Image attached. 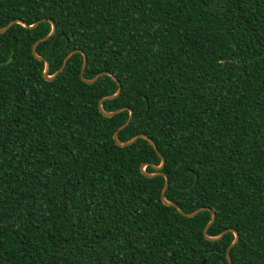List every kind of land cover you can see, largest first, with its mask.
<instances>
[{"label": "trees", "instance_id": "1", "mask_svg": "<svg viewBox=\"0 0 264 264\" xmlns=\"http://www.w3.org/2000/svg\"><path fill=\"white\" fill-rule=\"evenodd\" d=\"M0 264H264V0H0ZM45 20V21H42ZM41 21L36 28L30 29ZM65 57L75 53L52 81ZM128 141L119 147L113 134ZM197 177L196 184L190 188Z\"/></svg>", "mask_w": 264, "mask_h": 264}, {"label": "water", "instance_id": "2", "mask_svg": "<svg viewBox=\"0 0 264 264\" xmlns=\"http://www.w3.org/2000/svg\"><path fill=\"white\" fill-rule=\"evenodd\" d=\"M42 21H45V20H42ZM40 22H41V21L36 22L35 24H33L32 26H29L28 28H30V29L36 28ZM14 23L23 24L22 22H20V21H18V20L15 21V22H12V23H10L8 26H6V27H4V28H1V29H0V34L4 33V32H5V31H6L11 25H13ZM49 23H50L51 26H52L51 32H50L46 37H44V38L38 40L37 42H35L34 45H33V47H32V54H33V56H34L38 61H44V67H45V68H44V72H43L44 79H45L46 81H52V80H54V79H55V78H56V77H57V76H58V75L64 70L65 66L67 65L68 60L72 57V55L75 54V53H79V54H81L82 57H83V60H82V68H81V71H80V78H81V80H82L83 82H85V83H87V84H92V83H94L95 81H97V79H98L99 77H101V76H103V75H107V76H110V77L116 82V84H117V92H116L114 95H112V96H108V97H105V98L101 99V100L98 102V109H99V111L101 112V114H102L104 117H106V118H111V117H113L115 114H118V113L124 111L125 109H119V110H116V111H113V112H105V111L102 109V103H103V101H105V100H112V99H114V98H116V97L119 96V94H120V92H121V86H120V83L118 82V80L116 79V77L112 76V74H110V73H108V72L101 73V74H99L98 76H96V77L93 78V79H89V80H88V79H85V77H84L83 74H84V70H85V67H86V64H87V58H86V55H85L81 50H77V51L70 52V53L65 57V59H64V61H63V63H62V66L60 67V69H59L57 72H55L53 75H49V71H50V65H49V63H48L46 60H44L42 57L38 56L37 53H36V47L38 46V44L41 43V42H44V41L48 40V39H49L50 37H52V36L54 35V33H55V30H56V29H55V26H54L53 22H52V21H49ZM23 26H25V25L23 24ZM129 114H130V116H129V118L127 119V121H126V122H125V123H124V124L118 129V130H116V131L114 132V134H113V140H114L115 144H116L117 146H119V147H127V146H130V145L134 144L138 139H144V140L148 141L149 144L153 147L154 151L157 153V155L159 156V158H160V160H161V163H160L159 166H152V165H151V167H152L155 171H160V170H162V168H163V166H164V164H165V160L163 159L162 155L158 152L155 143H154V142H153V141H152L147 135H145V134H139V135H137V136L133 137L132 139H130V140H128V141H125V142H122V141H120V140L118 139V133H119L121 130H123L124 128H126V127L128 126V124L130 123V120H131V117H132V112L129 111ZM148 165H149V164H143V165H141V167H140L141 173H142L145 177H147V178H153V177H155V176H162V177H164L165 182H164V186H163L162 191H161V202H162L165 206H169V207H173V208H175V209H176V210H177L182 216H184L185 218H193V217H195L198 213L203 212V211H208V212L211 213V219H210V221L208 222V224L206 225V227H205L204 230H203V236H204V238H205L206 240H208V241H212V242H213V241H218V240L222 239L223 236H224L225 234H227L228 232L233 233V235H234V240H233V242L229 245V247L227 248L226 253H225V257H226V260H227L228 264H232L229 252H230V249H231L232 247H234V246L238 243V240H239L238 233H237L236 231L230 229V230H225V231H223L220 235H218V236H216V237H209V236L207 235V231H208L209 227L212 225V223H213L214 220H215V217H216V216H215V213H213V212H212L209 208H207V207L200 208V209H198V210H196V211H194V212H192V213H185V212H184V211H183V210H182L177 204L169 202V201L166 199V197H165V193H166V190H167V188H168V178H167V176H166L164 173H154V174H149V173H147V172L145 171V169H146V167H147ZM196 181H197V177L195 176V177H194V181H193L192 185L190 186V188L194 187V185L196 184Z\"/></svg>", "mask_w": 264, "mask_h": 264}]
</instances>
